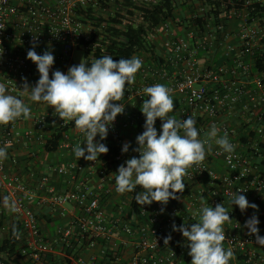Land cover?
I'll return each mask as SVG.
<instances>
[{
  "label": "built area",
  "instance_id": "obj_1",
  "mask_svg": "<svg viewBox=\"0 0 264 264\" xmlns=\"http://www.w3.org/2000/svg\"><path fill=\"white\" fill-rule=\"evenodd\" d=\"M114 1L0 0V83L6 84L8 94L25 103V80L30 88L38 82L37 65L27 58V52L34 46L38 55L45 51L54 55L50 78L56 70L67 74L74 65L73 53L84 49L80 46L81 40H89L85 26L77 19V10L93 9L106 13L102 7H112ZM255 4L264 5V0H245L241 6L228 11L230 26L219 43L221 63L215 65L205 64L199 58L201 52L212 54V42H199L192 29L186 30L185 36H177L170 23L159 27L151 38L160 34L167 37L163 41L166 62L161 59V63L142 65L139 71L142 82L126 85L124 93L127 100L135 99L142 105L148 99L143 92L145 87L165 85L171 90V97L179 99L178 108L170 116L178 120L192 116L200 139H205V134L215 125L217 138L227 133L230 143L235 146L234 151L226 153L212 140L211 151L206 146L205 160L187 170L184 192L177 194L175 204L170 201L166 205L158 202L137 204V212L131 195L116 192L112 184L115 172L103 168L102 154L96 161L84 164L74 159L51 170L54 175L73 183L65 193H56L49 185L47 171L31 170L21 176L8 169L7 160L2 159L0 196H9L17 205V211L11 214L24 230L26 243L22 255H27L36 264H53L47 257L54 252L53 245L46 242L33 207L37 201V205L49 203L58 209L72 204L77 209L78 215L69 225L58 228V242L68 246L71 241L83 243L87 240L88 249L100 246L99 256L93 258L95 264L100 260H107L109 264L120 263L122 255L119 251L126 245L121 243L122 237L134 240L127 264H191L188 242L181 232L173 230V225L177 228L186 225L190 230L191 224L198 222L205 204L213 208L222 204L231 218L230 223L223 225L224 249L234 252L229 264H264V246L258 245L255 234L249 235L245 227L246 221L255 215L259 220L258 234L264 237V71L257 69L254 58L256 53L264 52V27L258 19L250 17L249 8ZM203 15L204 10L198 8L196 16ZM141 20L142 17L136 15L124 23H140ZM213 34L211 30L208 38ZM56 48H59L58 52ZM32 117L33 124L24 132L19 129L25 124L23 117L1 125L0 148L6 147L10 151L17 144L32 142L43 145L45 135L50 136L56 128L68 123L55 115L50 106L47 112ZM134 122L124 107V112L108 126V132L121 138L120 130L129 128ZM136 122L139 131H144L143 114ZM156 123L159 135L162 121L157 118ZM84 141V134L74 127L65 136L57 153L65 152L75 157L73 148L77 143L86 148ZM123 146L121 138L116 161L126 166L125 162L131 157L122 151ZM12 163L17 165V160L12 159ZM83 174L89 179L96 177V184L89 186L83 182ZM115 192L120 196V202L109 216L105 205ZM235 194L245 195L249 203H255L258 208L249 207L241 212L237 205H232ZM4 231L5 228H0V232ZM169 236V243L164 244ZM78 263L85 264L82 258Z\"/></svg>",
  "mask_w": 264,
  "mask_h": 264
},
{
  "label": "clouds",
  "instance_id": "obj_2",
  "mask_svg": "<svg viewBox=\"0 0 264 264\" xmlns=\"http://www.w3.org/2000/svg\"><path fill=\"white\" fill-rule=\"evenodd\" d=\"M34 47L27 52V58L37 65L39 80L31 88L25 80L23 92L29 95L31 101L49 105L63 122L74 121L86 142V148L81 143L75 145V157L77 160L83 157L87 161H96L109 149L104 143L94 142V139L97 135L101 140L106 139L108 126L117 115L124 112V104L115 102L123 100L126 85L135 83L136 73L142 67L141 59L132 57L116 61L106 55L92 61L90 66L81 61L79 65L71 66L67 74L56 70L50 78L54 55L49 51L38 55ZM170 91L163 84L143 89L148 96L141 106V112L146 117L145 130L136 137L138 147L133 149L139 153V158L132 157L125 162L126 166L120 165L115 177L117 193L133 192L137 186L143 189L134 197L141 206L153 202L166 205L170 199H178L176 194L183 193L185 189L183 181L188 175L187 170L205 160L206 146L211 151L212 140L224 152L231 154L234 151L235 146L230 143L227 133L217 138L215 125L205 134V139H200L192 116L184 120L170 116L174 111ZM21 117L25 120L31 118L30 107L17 96L8 94L6 84L0 83V125H8ZM157 118L162 121L159 135L154 126ZM129 146L126 143L122 151L128 152ZM2 159H7L6 147L0 148ZM3 200L6 209L17 211L15 201L9 196ZM233 204L241 212L249 207L258 208L255 203L250 204L245 195L235 194ZM200 213L198 222L192 223L190 230L186 225L179 228L173 225V230L181 232L188 242L191 264H229L234 258V252L231 249L225 250L223 246L226 239L223 225L231 222L228 210L222 204L214 208L205 204ZM258 224V218L253 215L246 221L245 227L249 235L255 234V242L264 246V237L258 234ZM12 231L19 239L20 233L15 225ZM170 239L171 236L166 237L164 244H168Z\"/></svg>",
  "mask_w": 264,
  "mask_h": 264
},
{
  "label": "trees",
  "instance_id": "obj_3",
  "mask_svg": "<svg viewBox=\"0 0 264 264\" xmlns=\"http://www.w3.org/2000/svg\"><path fill=\"white\" fill-rule=\"evenodd\" d=\"M244 2L245 0H115L112 7L108 5L102 7V9L108 13L107 15H105L103 11L98 12L93 9H79L76 12L77 19L91 30L89 40L86 41L82 39L80 42V46H84V63L90 66L92 61L106 55L112 56L116 61L119 59L140 57V53L142 52L152 61L161 63L162 60L156 53V45L151 37L156 34L159 27L166 23H172L174 25L178 24V26H182L184 29L194 30L199 38V42L203 44L212 42V54L201 52L199 58H205V64H219L222 58L219 43L224 40V32L230 26V23L227 21V13L233 8H237L239 5L241 6ZM198 8L204 10V15L201 17L196 16ZM178 9L185 13V16H181L180 22L177 18ZM249 13L251 18L258 19L264 27V5L255 4L253 7L249 8ZM136 15L142 17L140 23H124V20L133 18ZM211 30H213L214 33L213 37L208 38ZM254 58L257 69L264 71V52L256 53ZM207 59H209V61ZM74 127V121H69L66 125L56 128L50 136L45 135L44 143L41 146V153L47 155L57 153L65 136L70 134L71 129ZM95 140L96 142L104 143L109 149L106 154L101 155V162L103 168L115 172L112 184L116 187L115 177L121 165L120 162L116 161V157L119 154L121 138L115 137L108 132L106 139L101 140L100 136L97 135ZM9 160L10 164L13 165L12 159L9 158ZM22 161L27 162L28 160H21L18 168L20 169L21 167L24 172H29L28 164L25 165L21 163ZM141 191H143V189L137 186L133 192L121 194L123 196H132V204L136 212L137 203L134 197L137 192ZM169 201L173 204L176 203L175 199H170ZM3 207L4 200L3 197L0 196V209ZM37 219L40 220L43 219V217L37 215ZM13 225L16 226V229L20 233L19 239L13 235ZM23 236L24 230L20 222L11 219L9 228L0 241L1 264H36L29 259L27 255L24 256L21 254ZM87 242V240H84L83 243L71 241L70 245L67 246L62 244V248L58 250L62 253L65 252L66 256L78 258L77 246L85 248ZM53 248L54 250L56 249L55 246H53ZM122 253L123 252L120 250L119 255H122ZM47 257L49 258L48 254ZM51 261H53V263L55 262L54 256L50 257L49 262ZM99 263L109 264L107 260H100ZM66 264H72L67 257Z\"/></svg>",
  "mask_w": 264,
  "mask_h": 264
},
{
  "label": "crops",
  "instance_id": "obj_4",
  "mask_svg": "<svg viewBox=\"0 0 264 264\" xmlns=\"http://www.w3.org/2000/svg\"><path fill=\"white\" fill-rule=\"evenodd\" d=\"M170 27H171V30L173 29V34H176L177 36H181L183 34V32L185 33L183 28L177 29V28H175V25L172 23H170ZM156 38L160 41V43L158 41V43L156 44V53L160 59H162V60H164V62H166L167 56H166V52L163 48V41L167 37L163 34H160V35L154 37L153 40L156 41ZM157 46H159V48ZM55 50L58 52L59 48H56ZM201 59H202L201 62L206 60L205 58H201ZM149 60H150V63L154 62L150 58H149ZM207 60L209 61V59H207ZM148 62H147V64H149ZM140 70H141V68L136 73L134 84H140L142 82L141 75L139 74ZM36 72H37V74L39 73L37 67H36ZM24 99H25V104H27L31 109V118L27 119L25 121V124H23L19 128L20 131H22V132H24V130L28 129L33 124V117L32 116H37L41 113L47 112V107L49 106L44 102L31 101L28 94L25 95ZM173 100H174V111H175L178 108L179 99L174 97ZM120 102L124 104L126 113L130 114L135 121L133 123V125L130 126L129 128L120 130V135H121L122 141H123L124 145L126 143L130 145L127 154L131 158L132 157L139 158V153L136 151H133V149L138 147V144L136 142V137L138 135H140V133L141 134L143 133V131H141V132L139 131V125L136 122L137 117L139 118V116H141L143 114L141 112V106L142 105L138 101H136L135 99L127 100L125 98V95L123 97V100H121ZM145 121H146V117H145ZM55 122H58V121H55ZM53 126H55V125H53ZM154 126L156 129H158V124L156 122H155ZM0 127H1V125H0ZM41 146H42V144H39L36 142L17 144L10 151H7V159H6L7 164H8L7 168L11 169L15 173L21 174V176H26L28 172H24L21 167L19 169L18 165H19V162L21 160L27 159L28 160L27 162L22 161L21 163H23L25 165L28 164V168H29L28 171H31V170H36V172L37 171L38 172L47 171V173L50 174L49 185L55 189L56 193H65L66 191L70 190L73 187V183H71L69 180H67L63 177H59V176L54 175L51 172V170L55 166L65 165V164H67V162H70L71 160L73 161L74 159H77V158L72 157L65 152L55 153L53 155H47L44 153L42 154L41 153ZM9 158L17 160V165H11ZM79 160L84 164L88 162L83 157H81ZM82 176L83 177H81V180L83 182H87V184L89 186H94L96 184V181H97L96 177L89 179L90 177H87L86 174H83ZM117 199H118V201L116 202ZM119 202H120V197L114 195L112 201L108 202L105 205L106 211L109 214V216H112V213H113L112 205L114 203L119 204ZM33 207L35 208L37 215L39 217H41V216L43 217V219H40L38 221H39V224L41 227V232H42L43 236L45 237L46 242L50 243L56 247L54 252L49 255V261H50V257L54 256L55 262L53 263V261H51L53 264H66V257L72 262V264H79L78 263L79 258H82L84 260L85 264H93V263L95 264V262L93 261V258L99 256L100 250H101L100 246H97L94 249H88L87 247L80 248V246H77L78 258L66 256L65 252L62 253V252H60V250H58L59 248H62L61 244L58 242L59 241L58 235H57L58 228L65 227V226L69 225V223L78 215L77 209L72 204L67 205L66 207H64L62 209L61 208L58 209V208L51 206L49 203H47V205H37V201H35ZM11 219H13L12 214L8 209L5 208V206L2 209H0V228H5L4 232H0V241L3 237V235L7 232L8 228H9V222L11 221ZM1 222H2V224H1ZM132 224H135V223L132 222ZM133 241L134 240L131 238L128 239L126 237L125 238L122 237L121 243L126 244V245L124 247H121V252H123V253L121 256L120 263H115V264H123V263L127 264V259L129 258V255L132 252ZM25 243H26V239H25V234H24V236L22 237L21 248H24ZM97 261H98V259H97Z\"/></svg>",
  "mask_w": 264,
  "mask_h": 264
},
{
  "label": "rangeland",
  "instance_id": "obj_5",
  "mask_svg": "<svg viewBox=\"0 0 264 264\" xmlns=\"http://www.w3.org/2000/svg\"><path fill=\"white\" fill-rule=\"evenodd\" d=\"M106 15L108 14L107 12L105 13ZM185 16V13H183V12H181L180 11V9H178L177 10V18H178V21L180 22V20H181V16ZM175 28H177V29H182L183 27L182 26H178V24H176L175 25ZM85 34L87 35V36H89L90 35V29L89 28H87V27H85ZM183 30L186 32V30H189V29H184L183 28ZM186 35V33H184L183 32V34H182V36H185ZM157 41V42H156ZM156 41L155 40H153V42L155 43V45L158 43V39L156 38ZM159 43H160V41H159ZM160 45V44H159ZM158 48H159V46H157ZM141 55H140V57H138L139 59H141V61H142V65L144 66L145 64L147 65V62L148 63H150V60H149V57L146 55V54H144L143 52L142 53H140ZM144 54V55H143ZM72 61H73V64L74 65H79L80 64V62L81 61H85V52H84V50L83 49H78V50H76L74 53H73V56H72ZM115 196H118L117 194H116V192H115V194H114ZM113 195V196H114ZM113 196L111 195V197H110V200H109V202L110 201H112V199H113ZM120 197V196H119ZM118 201V199L116 200V202ZM115 202V203H116ZM113 204L112 205V208H113V210L112 211H114V209L117 207V205L116 204Z\"/></svg>",
  "mask_w": 264,
  "mask_h": 264
}]
</instances>
